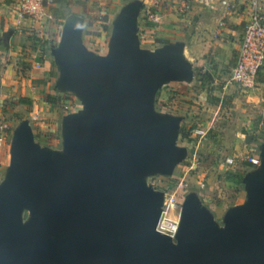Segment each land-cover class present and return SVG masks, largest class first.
Listing matches in <instances>:
<instances>
[{"label": "water", "instance_id": "water-1", "mask_svg": "<svg viewBox=\"0 0 264 264\" xmlns=\"http://www.w3.org/2000/svg\"><path fill=\"white\" fill-rule=\"evenodd\" d=\"M140 8L135 1L119 11L104 54L84 46L82 17L66 18L51 49L55 88L79 106L62 118L61 149L37 143L29 118L13 132L0 187V264H264V143L260 165L242 178L246 201L225 211L224 230L190 192L175 239L157 231L165 192L145 176L170 177L189 148L178 143L182 118L157 111L156 96L172 82L191 83L195 69L184 42L140 47ZM24 206L33 215L26 224Z\"/></svg>", "mask_w": 264, "mask_h": 264}, {"label": "crops", "instance_id": "crops-1", "mask_svg": "<svg viewBox=\"0 0 264 264\" xmlns=\"http://www.w3.org/2000/svg\"><path fill=\"white\" fill-rule=\"evenodd\" d=\"M19 1L0 0V117L2 104L12 102L17 95L28 97L34 107L28 118L39 121L45 116H50L51 136L55 139L57 133L61 132L64 113L57 106L51 108L45 97L56 87L58 69L51 50L49 49L47 54H42L41 50L31 46L33 41L31 39L34 37L48 41L54 47L57 46L61 41L66 19L59 20L54 17L50 7L49 17L42 24H37L21 14ZM72 1L74 2L72 14L84 19L83 44L88 50L98 54H104L108 50L113 21L119 11L129 3L141 2L137 17L140 47L155 50L169 43L184 42L183 54L195 69L194 80L185 85L195 86L198 75L206 73L212 79V90L216 89L219 93L214 94L215 96L230 97L231 102H240L244 108L242 110L249 111L250 118L245 117L246 121L241 119V127L235 135L245 134L251 130L255 117L258 125H264V82L261 80L264 77V67L258 75V84L252 91L241 89L232 80L244 26L250 19L254 3L264 9V0ZM187 2L191 3V9L179 12L180 6ZM227 3L230 4L229 7ZM149 7L163 15L161 21L154 27L145 23V12ZM101 14L106 15V33L102 31L97 21ZM91 21L93 24H89ZM8 32H11V37L9 44L5 45L4 37ZM97 34H100L104 42L102 47L93 49L89 45V38ZM164 87L157 93V99L160 94L159 101L165 102L166 94L169 92H165ZM197 91L200 95L207 96L209 88ZM76 107L73 105L72 110ZM249 133L250 131L248 135H252ZM246 136L247 133L245 138ZM261 144H254V147L258 148Z\"/></svg>", "mask_w": 264, "mask_h": 264}, {"label": "rangeland", "instance_id": "rangeland-1", "mask_svg": "<svg viewBox=\"0 0 264 264\" xmlns=\"http://www.w3.org/2000/svg\"><path fill=\"white\" fill-rule=\"evenodd\" d=\"M90 23L93 24V21ZM99 35L92 36L93 40L89 38V45L93 49H96L94 40L99 38ZM164 90L169 94H166L165 102L159 101L160 94L158 99L156 96V110L182 118L180 131H189V129L191 131L187 140L179 139L178 143L180 146H188L190 152L183 161L176 164L173 176L170 178L171 185L168 188H162L159 185L158 177L154 174L145 176L146 182L156 190H163L165 193L173 190H176L180 195L196 192L201 198V204L215 209L219 216L229 207L245 203L247 192L243 183L236 185L234 182L228 181L226 174L227 171L239 172L244 177L246 173L260 165V163L257 165L250 163L249 159L260 154L259 148H255L254 144L264 142V125H258L255 117L253 120L254 127L248 130L250 131L249 134L253 136L247 143L245 135L246 133L248 135V131L245 134L235 135L241 127V119L246 121L247 117L250 118L249 111H243L244 108L240 102H230L223 106H217L208 101V94L207 96L200 95L194 86L188 87L178 83H171L165 86ZM216 93H218L216 89L211 91V94ZM65 95L67 96L66 100L61 99L60 107H58L64 114L70 113L72 110H64L63 105L79 106V101L74 95ZM18 99L19 96L17 95L15 100L2 104L1 107L0 123H5L9 142L0 150V187L8 178L10 141L13 132L16 131L23 119L28 118L34 108L33 105L28 108L24 104H19ZM31 122L34 133L35 128L39 129L37 132L39 137L35 138L37 143L54 149L62 148L61 132H58L55 139H52L50 116H45L39 121L34 118ZM228 158H232L234 163L229 165L227 163ZM32 218L31 211L24 206L21 211L23 224L31 221ZM218 218L216 220L217 227L224 230L226 226L220 219L221 217Z\"/></svg>", "mask_w": 264, "mask_h": 264}, {"label": "built area", "instance_id": "built-area-1", "mask_svg": "<svg viewBox=\"0 0 264 264\" xmlns=\"http://www.w3.org/2000/svg\"><path fill=\"white\" fill-rule=\"evenodd\" d=\"M228 7L229 3L226 4ZM53 6L52 0H20L19 9L23 16L29 17L33 22L42 24L49 17V9ZM191 9V3L187 2L180 6L179 12H187ZM105 14H101L97 20L104 33L107 32L105 25L107 20ZM163 15L153 7H149L145 12V23L156 26ZM104 27V28H103ZM96 47L103 44L101 37L95 40ZM39 66V64H37ZM264 67V9L261 5L255 4L251 12L249 21L245 24L242 41L237 57V62L233 68L232 80L243 90L252 91L256 88L257 77ZM61 104V103H60ZM63 105V104H62ZM53 107V105H50ZM60 107V106H58ZM64 110H72L73 105L65 104ZM5 123H0V150H2L9 140ZM250 163L257 165L260 163L258 156L249 159ZM227 163L233 164L232 158L227 159ZM182 185V184H181ZM179 188V185H178ZM179 193L176 190L165 193L164 208L157 224V231L175 239L179 229L182 205L178 199Z\"/></svg>", "mask_w": 264, "mask_h": 264}, {"label": "trees", "instance_id": "trees-1", "mask_svg": "<svg viewBox=\"0 0 264 264\" xmlns=\"http://www.w3.org/2000/svg\"><path fill=\"white\" fill-rule=\"evenodd\" d=\"M52 2L55 4V6L51 7V11H52L54 17L58 18L59 20H64L69 15H71L73 13L72 12V4L74 2L72 0H52ZM31 41H32L31 46L34 49L41 50L42 54L43 53L47 54V51H49V49L51 50L54 47L52 43H50L48 41H41V40L35 39L34 37L31 39ZM258 77H257V81H258ZM261 80L264 82V77L261 78ZM172 83H178V84H184V85L186 84L185 82H172ZM211 84H212V79L209 76V74L200 73L198 75V77H197V80L195 82V86L194 87L196 89H198V90H204L205 88L208 87L209 91H208L207 99L212 104L223 106V105L228 104V103L231 102V98L230 97L221 98L219 96H215L214 94H211V91H212ZM66 98H67V96L65 94L58 93L57 89L55 88L52 93L48 94L47 101L51 105L58 107L59 104L61 103L60 102L61 99H65L66 100ZM18 103L19 104H24L28 108L32 107V100L30 98H28V97L20 96L19 99H18ZM30 122H31V120H30ZM33 129H34V127H33ZM38 131H39V129L35 128V136L36 137H39V133H37ZM190 131H191L190 129H189V131H183V132L180 131L179 139H181V140L186 139L187 140L189 138V136H190ZM185 147H188V146H185ZM189 152H190V150H189ZM172 176H173V174L170 177H168V176H166V177L159 176L158 177L159 185L162 188H168L171 185L170 178ZM226 178H227L228 181L234 182L236 185H240L242 183L243 176H242V173H239V172L231 173V172L227 171ZM184 196L185 195H183V194L182 195H180V194L178 195V199H179L180 203H182V200H183ZM210 209H211L212 213L214 214V216H216L217 219H219L218 217L222 218L223 214L225 213V212H223L222 215L219 216V213L215 209H213V208H210Z\"/></svg>", "mask_w": 264, "mask_h": 264}]
</instances>
